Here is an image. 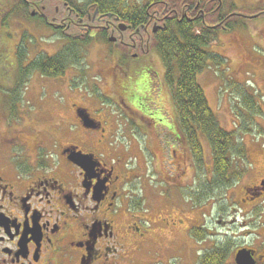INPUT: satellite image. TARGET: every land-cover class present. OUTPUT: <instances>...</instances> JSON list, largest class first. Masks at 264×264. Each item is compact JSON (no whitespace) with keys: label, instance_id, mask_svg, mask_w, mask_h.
I'll list each match as a JSON object with an SVG mask.
<instances>
[{"label":"flooded vegetation","instance_id":"flooded-vegetation-1","mask_svg":"<svg viewBox=\"0 0 264 264\" xmlns=\"http://www.w3.org/2000/svg\"><path fill=\"white\" fill-rule=\"evenodd\" d=\"M133 1L127 0L130 6ZM142 1V6L148 2ZM211 1L214 0H207L203 8L201 3L195 7L187 3L182 12L189 15L199 10L197 17L204 18ZM1 2L6 7H0V264H134L140 259L150 263L172 256L179 257L180 264L186 260H190L189 264H226V240L209 241L214 231L206 229V223L197 226L187 215L181 217H187L190 224L183 228L177 227L179 217L161 221L163 211L177 215L181 205L194 212L195 207L180 202L177 205L158 195L151 207H140L134 183L137 178L125 163V157L117 153L116 120L107 113V107L98 105L91 110L75 98L78 95L84 100L86 96H81L72 77H66L68 69L65 74L49 76L37 67L42 57L56 56L68 45L81 46L86 37L97 38L101 32L107 33L106 39L115 36L106 56L111 58H104L93 77L108 84L105 87L107 94H113L112 98L102 97L99 82L88 83L87 88L93 91L95 100L117 98L122 109L125 108L127 124L161 132L165 126L159 113L161 107L150 111V115L143 114L144 102L137 96L144 89L141 85L144 75L152 79V73L157 75L153 65H149L156 51L152 37L164 27L167 10L151 8L150 20L139 23L135 19L123 21L105 8V0H11L10 5L6 0ZM8 8L13 12L11 16L10 11L7 15L2 12ZM13 19L18 31L11 30ZM34 33L39 35L35 37ZM47 35L64 39V45L53 55L39 50L23 66L24 45L31 42L29 37L41 44ZM36 47L38 50L40 45ZM32 72L37 74L40 88L53 87L52 94L69 93L72 118L77 122L60 116L56 122L43 123L30 109L23 110L19 103L12 102L11 97L20 94L28 73L30 77ZM84 72L80 70L77 74L81 76ZM140 74L143 79L138 78ZM26 87L29 89L30 85ZM83 109L90 114L89 127L78 116L77 110ZM72 126L71 133L81 131L93 145L84 148L74 142L63 144L61 137L71 134ZM177 137L180 141L181 135ZM183 144L187 163L191 154L187 142ZM74 150L86 155L81 164L70 158ZM243 191L252 193L254 201H264V177L245 183ZM143 195L141 201L147 203L148 194ZM206 205L207 202L203 208ZM155 207L160 211L155 210L156 215L152 216ZM240 207L237 202L234 211L242 212ZM218 222L225 225L228 221ZM261 227L262 230L247 228L244 232L253 234L252 240L239 248H247L255 264H264V224ZM134 229L140 233L132 234ZM221 255L223 261L219 262Z\"/></svg>","mask_w":264,"mask_h":264},{"label":"rangeland","instance_id":"rangeland-1","mask_svg":"<svg viewBox=\"0 0 264 264\" xmlns=\"http://www.w3.org/2000/svg\"><path fill=\"white\" fill-rule=\"evenodd\" d=\"M141 1L135 0L134 3ZM158 1L163 2L164 6L167 0ZM216 1L214 0L213 3L217 6ZM6 2L8 5L12 3L11 0H6ZM220 4L218 2V7L222 6L220 11L223 15L228 16L234 11L246 16L235 20L239 21V23L232 30L222 27L216 29V39L205 46V50L221 55L226 59L227 63L218 67L210 61L209 66L198 75V81L203 87L209 104L216 112L222 127L228 131H241L239 133L236 132V134L239 139L241 137L244 140L248 150L250 165L246 164L247 166L249 165L246 169L247 172L239 182L229 189H218L216 196L213 197L214 200L208 199L204 208L194 202L195 197L193 199L188 197L198 184V169L197 165L193 163L192 156L185 163V157L183 156L184 137H181L180 141L176 138L179 130L175 122L177 110L170 90L164 84L165 69L156 51H153V59L152 62L149 61L151 63L149 65H153L157 75L152 73L153 79L150 78L151 76L144 75L145 79H143L144 77L142 78L140 74L138 78L143 79L142 82L144 84L141 85L144 89L137 97L142 98L144 102L145 110H142L143 114L150 115V111H156L157 106L161 107L159 113L165 119L163 121L165 126L164 128L162 127L161 132H152L141 125L127 124L126 117L128 116L125 114V108L124 110L122 109L117 102V98L111 99L112 93L107 94L105 86H108V84L101 81L102 79L99 81L93 78L97 75L96 68L102 65L104 58L107 60L111 58H106V56L113 45L103 35H99L86 45H81L83 57L76 61L75 65L77 66H71L72 68L68 69L66 77H72L75 87H79V90H81V96H86L84 100H81L78 95L74 96L75 98L82 101L84 105L89 106L91 110L98 105L103 108L106 106L107 113H110L113 119L116 120V128H114L116 139L114 144L118 149L117 153L125 157V163L133 171L135 179L137 178L134 183H142L139 184L138 196L140 198L137 202L139 203L140 201V207H151V205L155 204L154 201L157 199V195L161 199H168V201L170 200L171 203L177 205L180 202L185 203L186 206L195 207L196 211L194 212L188 207L183 209L181 205L178 207L177 215H175L176 213L163 211L160 215L161 221L165 222V220L179 217L178 228L189 226L190 222L196 223L195 225L197 226L206 223L204 224L206 229L214 231L209 241L223 242L226 240L225 263L236 264V250L242 245L249 244L253 237V234L245 233L244 231H247V228L248 230H262L261 226L264 224V201H254L252 193L247 191L244 193L243 191L245 183H252L257 181L259 177H264V14L256 18L247 17L254 14L255 11L264 10V0H223ZM1 6L6 7L2 2L0 3ZM8 11H10L9 8L4 9L2 12L7 15ZM11 30L18 31L14 19L11 20ZM34 34L35 37L39 35L38 33ZM32 37H29V40H31L29 45H24V57L21 60L23 66L27 65L31 56H35L39 50L42 49L53 55L65 43L64 39L56 40L55 37L52 38L47 35L42 39L41 46L38 42L39 40L37 41L35 40L36 38ZM37 44L40 45L38 50ZM80 70L85 71L81 76L77 74V71ZM29 73L26 77V82L22 85L20 94L11 97L12 102L15 104L19 103L20 108L23 110L28 111L30 109L31 114L35 115L43 123H49L53 120L56 122L60 116L68 117L71 123L77 122V120L72 118V110L68 101L71 99L69 93L52 94L53 87L48 89L40 88L39 80L36 78L37 74L32 72L29 77ZM32 75L34 77L30 82ZM91 82H99L103 92L102 97L111 96V101L100 98L101 102L93 99V91L87 88L88 83ZM28 85H30L29 89L26 87ZM103 87H105V91ZM234 88H243L244 92L253 97L256 103V108L253 112L243 105L242 100L233 91ZM66 97L67 100H65ZM173 118L175 119L173 120ZM244 125H247V129ZM73 129V126L69 129L70 133ZM70 135L71 137H69ZM61 138L63 144L74 142L84 148L93 145V141L85 138L79 130H75L68 136L65 135V137ZM199 138L203 146L204 157L201 167L205 177V170H207L208 176L211 174L213 153L207 138L203 135ZM148 167L152 169L149 172ZM135 189L137 191V187ZM144 193L148 194L147 203H145V200L141 201V199L145 198ZM237 202L241 204L242 212L234 211ZM255 208L257 211H254ZM155 210L157 212L160 211V209L155 207L151 212L152 216L156 215ZM201 211L206 213L205 221L202 213H200ZM182 215L192 217V220L190 219L191 221L188 222L187 217L182 218ZM200 218L201 222H199ZM219 219H225L228 222L224 225L218 222ZM245 222L248 224L247 228ZM139 233L135 229L132 232L134 235ZM215 233H218L217 236ZM131 246L135 248L133 244ZM181 247L180 245L179 248ZM140 258L141 255H139ZM180 260L179 257L172 256L169 260L166 257L160 262L150 260V263L140 259L134 264H180ZM189 262L190 260H186L185 264H189Z\"/></svg>","mask_w":264,"mask_h":264},{"label":"trees","instance_id":"trees-1","mask_svg":"<svg viewBox=\"0 0 264 264\" xmlns=\"http://www.w3.org/2000/svg\"><path fill=\"white\" fill-rule=\"evenodd\" d=\"M105 1V8L113 11L125 22H131L129 19H135L139 23H147L152 15L149 9L167 10L166 23L153 35L152 41L164 65V84L169 88L176 106L177 120L175 119V122L177 129H179L177 134H180L182 138L184 137L193 158V163L197 165L198 186L196 185L193 188L194 191H191L190 197H195L194 202L200 204L201 207L202 202L208 199L214 200L213 197L216 196L218 189H229L239 182L250 165L244 140L241 137L239 139L236 134V132L241 131H228L222 127L216 112L209 104L203 87L198 81V75L209 66L210 61L218 67L227 63L221 55L205 50V46L217 37V28L212 26L224 20L226 15H223L220 8H217L212 1V5L206 10L204 18L202 15L197 17V14L200 13L199 10L197 14H192L193 16L182 12L186 9L187 3H190L191 6L201 3L200 8H203L207 0H167L164 6L163 2L158 0H148L144 6H142L143 1L139 3L133 1L131 5L133 10H130L131 6L127 0ZM139 7L141 9H138ZM11 14H13L12 11L8 15L11 16ZM241 17L243 16L229 17L226 19L223 28L234 29L239 23L235 20ZM99 35L107 38V33L101 32L97 37ZM93 39V37H86L81 40V43L86 45ZM81 48L77 45H68L65 50L56 56L42 57L37 62V67L45 75L58 76L65 74L67 69L83 57ZM233 91L249 111L253 112L255 110L256 103L253 97L244 92L243 88H234ZM199 135L207 138L213 153L211 174L208 176V172L205 170V177L201 167L204 154ZM199 222H201V218ZM196 230H199V228ZM223 257L221 255L218 261L222 262Z\"/></svg>","mask_w":264,"mask_h":264},{"label":"water","instance_id":"water-1","mask_svg":"<svg viewBox=\"0 0 264 264\" xmlns=\"http://www.w3.org/2000/svg\"><path fill=\"white\" fill-rule=\"evenodd\" d=\"M261 14L262 13H258V14H255V15L247 16V17L256 18V17H258ZM109 40L110 41H115L116 39L114 37H109ZM77 111H78V116L80 117V119H81L82 123L84 124V126L85 127H89V125L87 124L89 122L88 119L90 118V114H89L88 110L87 109H83V111L86 112V115L84 114L83 111H80V110H77ZM68 151H70V150H68ZM85 156L86 155H84L82 152L74 150L72 152V155L70 156V158L74 162H76L78 164L79 163L81 164V160L86 159ZM251 257L252 256L250 254V251L247 250L246 248H243V249H241V250H239L237 252L236 262H237V264H255L254 260Z\"/></svg>","mask_w":264,"mask_h":264}]
</instances>
